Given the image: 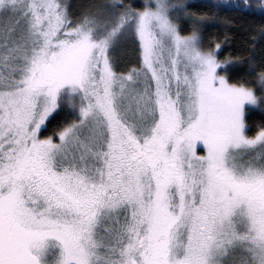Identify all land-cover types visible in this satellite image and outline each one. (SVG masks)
Wrapping results in <instances>:
<instances>
[{"label": "snow or ice", "instance_id": "1", "mask_svg": "<svg viewBox=\"0 0 264 264\" xmlns=\"http://www.w3.org/2000/svg\"><path fill=\"white\" fill-rule=\"evenodd\" d=\"M254 110L264 0H0V264H264Z\"/></svg>", "mask_w": 264, "mask_h": 264}, {"label": "trees", "instance_id": "2", "mask_svg": "<svg viewBox=\"0 0 264 264\" xmlns=\"http://www.w3.org/2000/svg\"><path fill=\"white\" fill-rule=\"evenodd\" d=\"M138 3L142 2V0H137ZM186 2L192 7L194 11L206 10V5L208 0H186ZM222 16L226 17L227 20H230L231 23H224L219 20L215 22H210L209 26L205 29V41H208L211 37L217 35H223L225 31H228L230 36H234L235 38L231 40V43L224 46L220 51V56L223 57L225 53L229 51L232 54H236L237 52L243 51V45L240 42L241 38H247L248 33L244 31L245 28H249L250 25L255 22L259 23V17H241L231 12H222ZM233 78L236 77L237 73L233 70L230 73ZM264 118L258 110H254L249 115V123L253 124L258 122L260 119ZM56 123V118H54L52 124H49V129L52 128L53 124Z\"/></svg>", "mask_w": 264, "mask_h": 264}]
</instances>
